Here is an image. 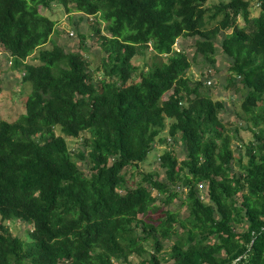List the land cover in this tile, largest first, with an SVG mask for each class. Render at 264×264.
Here are the masks:
<instances>
[{"label":"trees","instance_id":"trees-1","mask_svg":"<svg viewBox=\"0 0 264 264\" xmlns=\"http://www.w3.org/2000/svg\"><path fill=\"white\" fill-rule=\"evenodd\" d=\"M207 1L0 0V44L32 88L25 112L0 121V264H132L133 255L161 264L166 240L170 264H264V0ZM61 6L98 18L99 78L83 53L42 46L63 30L40 8ZM181 37H193L205 65L226 55L229 81L246 89L247 124L233 134L225 101L188 76L193 60L174 49ZM149 49L140 68L133 58ZM167 120L172 144L161 139ZM242 129L254 134L246 162L232 142ZM65 136L83 137L84 148L73 152ZM159 139L164 176L140 172L130 186L124 170ZM183 191L181 217L166 206ZM12 219L32 226L27 239L13 235Z\"/></svg>","mask_w":264,"mask_h":264},{"label":"rangeland","instance_id":"rangeland-1","mask_svg":"<svg viewBox=\"0 0 264 264\" xmlns=\"http://www.w3.org/2000/svg\"><path fill=\"white\" fill-rule=\"evenodd\" d=\"M222 0H208L206 6H213L214 4L220 2ZM255 3L256 0H251ZM40 11L52 18L56 21V27L60 28L61 31L59 34L54 33L49 42L45 45H42L44 48H52L54 42L61 44L65 47L66 50L71 51H79L83 53L88 59L90 63V68L94 72V77L99 78L102 75L101 70L97 71L98 68H101V57L102 54L98 51L100 49L98 44V38L95 35V29L93 28V23L95 22L97 17H89V15H85L80 11L75 10L74 12H66L64 7H54L50 12L44 7L40 8ZM258 10L253 8L252 14H257ZM76 13V15H75ZM80 14H83L85 18L82 21H79ZM74 16L72 19L70 16ZM217 21H212L210 24L213 26ZM240 25L244 23L242 19L239 20ZM107 23L105 21H99L97 26L101 27V29L106 28ZM75 26L81 31H85L87 37L84 40H80V35L75 30ZM67 31L66 32H64ZM106 30V29H104ZM74 35H73V33ZM108 31H106L107 34ZM231 32V30H229ZM84 42L86 45L84 48H81L80 43ZM184 46L185 51L190 56V59L193 60L192 66L188 71V76H190L194 81L202 80L206 85V89L208 93L214 100H224L226 108L221 113L226 126L229 129V132L233 134V129L236 126H242L247 124V117L242 109V102L244 97L246 96V89L240 84L237 83L233 85L230 81V72H229V64L227 61L226 55L218 51L216 56L217 62L216 67H211L209 65H205L203 60V56H194L195 54V45L193 37H181L178 39L177 43L174 46V49L180 50L181 47ZM152 46H150V49ZM147 50L142 54H138L133 58V62L139 66L140 68L144 67V65H150L153 61L152 59V51ZM38 50L33 53L31 57L27 59L28 62H37L34 60L35 55H37ZM164 59L167 58L164 56ZM12 59L9 55V51L0 44V121L1 120H9L14 121L21 114L25 112L24 100L27 94L31 91V84L29 82H25L23 80V71L20 69H16L12 66ZM203 72L207 75V73H212L213 77L206 78L203 75ZM137 78V76H135ZM168 94L164 95V98H167ZM168 121V120H167ZM168 127L169 121L167 122L166 130L161 134V139L168 138ZM57 134H60L59 129H56ZM235 133V132H234ZM253 132L250 130L242 129L237 136H234L232 139L233 147L235 148V156H240L244 154V162L247 160L246 145L250 143V141L254 140ZM68 142L70 149L75 152L79 148H84L83 145V137L79 138H69L65 136ZM168 143H173V140L167 139ZM161 141L160 139L156 142V146L153 147L146 158L145 161L140 162L138 167L128 166L124 172L128 178V184L130 186H135L136 182L140 180V172L148 173L158 171L159 175L164 176L165 170L161 167L159 161V155L164 151L166 147H168V143ZM174 147L177 155L179 157H184V146L181 140L178 139L176 145H172ZM79 165L82 169L88 174L90 169L88 168L87 161H78ZM205 187V184H204ZM203 187V188H204ZM178 189V188H177ZM152 192L154 194H158L157 189H153ZM186 191L181 192L178 198H175L172 202L167 204V208L173 211H176L180 214L181 217L188 215L187 205L182 203V198H185ZM158 204H161L160 200ZM1 221V218H0ZM6 224L9 226L11 232L15 236H19L21 239H27L29 237L28 230L32 226L23 222L22 220H7ZM146 247L150 250L151 247L148 243H145ZM173 245V241H165V246L162 249V256L164 259H161V264H170L172 259L169 256V252L171 250V246ZM142 260V256L133 255L131 257L132 264H139ZM145 264H152L150 262Z\"/></svg>","mask_w":264,"mask_h":264},{"label":"built area","instance_id":"built-area-1","mask_svg":"<svg viewBox=\"0 0 264 264\" xmlns=\"http://www.w3.org/2000/svg\"><path fill=\"white\" fill-rule=\"evenodd\" d=\"M73 33V32H72ZM151 44V43H150Z\"/></svg>","mask_w":264,"mask_h":264},{"label":"clouds","instance_id":"clouds-1","mask_svg":"<svg viewBox=\"0 0 264 264\" xmlns=\"http://www.w3.org/2000/svg\"><path fill=\"white\" fill-rule=\"evenodd\" d=\"M9 55H10V53H9Z\"/></svg>","mask_w":264,"mask_h":264}]
</instances>
